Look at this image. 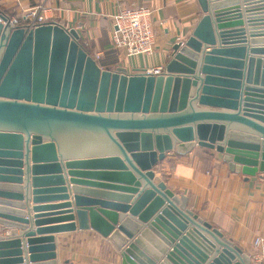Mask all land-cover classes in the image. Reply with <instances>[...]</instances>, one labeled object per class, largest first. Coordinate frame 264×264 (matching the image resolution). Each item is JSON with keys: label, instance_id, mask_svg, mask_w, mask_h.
Returning <instances> with one entry per match:
<instances>
[{"label": "water", "instance_id": "water-1", "mask_svg": "<svg viewBox=\"0 0 264 264\" xmlns=\"http://www.w3.org/2000/svg\"><path fill=\"white\" fill-rule=\"evenodd\" d=\"M198 3L162 74L108 67L75 29L0 12V225L20 229L0 236V264H58L54 233L77 230L121 264H252L153 170L198 143L264 181V0Z\"/></svg>", "mask_w": 264, "mask_h": 264}, {"label": "crops", "instance_id": "crops-1", "mask_svg": "<svg viewBox=\"0 0 264 264\" xmlns=\"http://www.w3.org/2000/svg\"><path fill=\"white\" fill-rule=\"evenodd\" d=\"M45 4L54 10L55 22L80 35V43L92 56L101 54L108 67L164 68L172 48L187 40L204 16L198 0H0V12L10 19L25 10ZM148 5L155 12L156 44L153 55L125 57L113 48L114 14L118 5ZM105 67V66H104ZM103 67V68H104ZM176 195L188 197L187 208L211 223L246 254L255 251L256 237L264 238V181L259 176L243 179L230 171L216 151L196 143L189 154L167 153L154 169ZM14 231L0 225V236ZM58 264H121L120 251L93 230L54 233Z\"/></svg>", "mask_w": 264, "mask_h": 264}, {"label": "built area", "instance_id": "built-area-1", "mask_svg": "<svg viewBox=\"0 0 264 264\" xmlns=\"http://www.w3.org/2000/svg\"><path fill=\"white\" fill-rule=\"evenodd\" d=\"M154 12L155 10L148 5L119 4L113 17L115 27L112 34L113 48L129 58L153 55L156 44ZM48 22H55V16L53 8L45 4L31 7L21 16L11 19L13 27L22 28ZM93 58L99 62L101 54H96ZM162 73V68L154 70V74ZM253 246L255 251L250 255L252 264H264V238L256 237Z\"/></svg>", "mask_w": 264, "mask_h": 264}]
</instances>
